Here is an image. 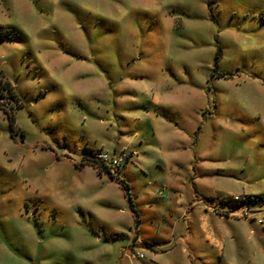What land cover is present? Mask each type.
<instances>
[{"label":"rangeland","instance_id":"obj_1","mask_svg":"<svg viewBox=\"0 0 264 264\" xmlns=\"http://www.w3.org/2000/svg\"><path fill=\"white\" fill-rule=\"evenodd\" d=\"M0 78V264H264V0H0Z\"/></svg>","mask_w":264,"mask_h":264},{"label":"built area","instance_id":"obj_2","mask_svg":"<svg viewBox=\"0 0 264 264\" xmlns=\"http://www.w3.org/2000/svg\"><path fill=\"white\" fill-rule=\"evenodd\" d=\"M133 154V153H132ZM131 151L123 148L117 152L109 153L108 151H100L93 155L94 159L103 164L109 173L115 178H119V172L123 165L132 156ZM238 200V198H236ZM245 206L242 209V217L245 219H253L257 223L261 224L264 218V206L249 205L247 199L244 200ZM253 204V203H251ZM253 206V207H250ZM126 254H128L126 252ZM141 256V254H138Z\"/></svg>","mask_w":264,"mask_h":264},{"label":"trees","instance_id":"obj_3","mask_svg":"<svg viewBox=\"0 0 264 264\" xmlns=\"http://www.w3.org/2000/svg\"><path fill=\"white\" fill-rule=\"evenodd\" d=\"M1 87H2L3 89H6V90H7V88L10 87L9 82H7V81H3V80L0 78V88H1ZM89 162H90L95 168H97V170H98L99 172H104V173H106L111 179L115 180L116 182H118V183L121 185V187H122V188L124 189V191H125V194H126V197H127L128 203H129V206H130L131 210L133 211V213H135V217H136L135 221H136V224H137V222H138L137 212H136V210L134 209V207H133V205H132V203H131V197H130V193H129V186H128V184H127L124 180H122V179H120V178H115L114 176H112V175L109 173V171L107 170V168H105V166H104L103 164H101L100 162H98L96 159H90ZM257 200H262V197H261V196H249V197L247 198V201H248L249 203L256 202Z\"/></svg>","mask_w":264,"mask_h":264},{"label":"crops","instance_id":"obj_4","mask_svg":"<svg viewBox=\"0 0 264 264\" xmlns=\"http://www.w3.org/2000/svg\"><path fill=\"white\" fill-rule=\"evenodd\" d=\"M216 212H217V211H216ZM136 238H138V237H134V239H133L132 241L130 240V239H131V238H130V239H129L130 241H129V244H128V245H130V246L133 245V243L135 242L134 240H135Z\"/></svg>","mask_w":264,"mask_h":264}]
</instances>
